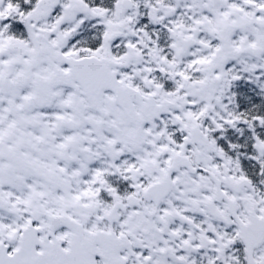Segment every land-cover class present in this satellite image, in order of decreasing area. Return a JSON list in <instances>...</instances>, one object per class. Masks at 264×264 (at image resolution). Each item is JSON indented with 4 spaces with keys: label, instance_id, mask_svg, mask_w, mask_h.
Instances as JSON below:
<instances>
[{
    "label": "snow or ice",
    "instance_id": "snow-or-ice-1",
    "mask_svg": "<svg viewBox=\"0 0 264 264\" xmlns=\"http://www.w3.org/2000/svg\"><path fill=\"white\" fill-rule=\"evenodd\" d=\"M0 264H264V0H0Z\"/></svg>",
    "mask_w": 264,
    "mask_h": 264
}]
</instances>
